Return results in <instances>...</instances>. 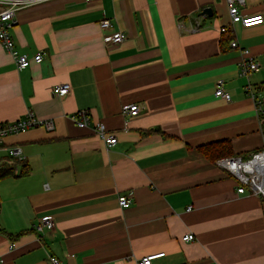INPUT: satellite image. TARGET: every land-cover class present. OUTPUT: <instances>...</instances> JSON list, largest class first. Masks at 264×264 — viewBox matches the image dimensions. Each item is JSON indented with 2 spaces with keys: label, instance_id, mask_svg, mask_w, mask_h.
Masks as SVG:
<instances>
[{
  "label": "crops",
  "instance_id": "1",
  "mask_svg": "<svg viewBox=\"0 0 264 264\" xmlns=\"http://www.w3.org/2000/svg\"><path fill=\"white\" fill-rule=\"evenodd\" d=\"M243 1L239 14H260L262 25L232 27L225 0H49L17 13L16 51L42 62L17 70L0 46V122L30 112L54 128L4 140L23 160L0 181V264H137L161 253L151 264H264V200L237 194L197 150L224 140L233 157L264 149V0ZM102 18L111 29L99 28ZM113 32L123 42L106 45ZM248 58L259 66L249 82L261 111L238 72ZM218 81L228 102L214 96ZM60 84L70 87L64 97L52 93ZM132 104L138 115L124 117ZM80 110L89 128L74 124ZM14 162L0 150V164ZM120 195L129 207L119 208ZM44 216L54 228L37 235Z\"/></svg>",
  "mask_w": 264,
  "mask_h": 264
},
{
  "label": "built area",
  "instance_id": "2",
  "mask_svg": "<svg viewBox=\"0 0 264 264\" xmlns=\"http://www.w3.org/2000/svg\"><path fill=\"white\" fill-rule=\"evenodd\" d=\"M49 0H0V46L11 55L13 62L17 70H24L30 66L31 63L40 64L42 62V54L38 53L33 58L29 59L26 56L20 55L14 46V42L10 35V30L15 24V18L17 13L27 7L46 2ZM86 2H92L94 0H85ZM228 6V15L230 18V24L232 27L240 25L242 28H251L260 26L263 24L262 15H248L241 16L237 9L238 5L243 4V0H225ZM99 28L101 30L111 29V23L109 19L102 18L99 21ZM182 29V26L179 25ZM227 28L221 29V33H226ZM103 42L106 45L120 44L124 40V36L121 32H113L111 34L103 35ZM231 48H238V43L235 39L230 41ZM243 55H247L246 50H241ZM259 66L250 58L244 59L239 64V76L245 78L247 83L245 85L246 95L254 100L258 111H261V101L256 98L253 87L249 82V77L258 72ZM223 82L218 81L215 87L214 96L222 99L226 102L230 100V95L224 91ZM70 91L68 84H60L54 86L52 93L56 97H64ZM140 109L136 104L126 105L122 107V114L127 118H134L138 115ZM74 124L80 129L89 128L90 116L87 110H80L72 116ZM43 128L47 131H51L54 128L52 121L50 120H38L30 112L22 119L13 122H0V150H3L7 154V158L13 161H22L21 151L18 148H4L3 143L5 138L10 135L23 133L31 128ZM93 131L96 136L101 140L104 146L109 149L113 147L117 140L114 134L106 131L103 125L96 124L93 127ZM215 166L226 171L230 176L234 178L237 183V194H248L260 197L264 200V149L250 154L247 158L231 157L221 158L215 162ZM17 174L16 170L15 173ZM131 199L126 195H120L117 198L119 208L124 209L130 206ZM189 207L187 210L189 211ZM54 228V221L50 216H44L38 219L32 226V230L37 235H40L44 230L52 231ZM194 236L192 234L184 235L182 242L193 241ZM13 249V245L9 246V250ZM163 253L157 255H151L142 258L137 264H151L154 259L163 257ZM50 264H60L57 258L49 257Z\"/></svg>",
  "mask_w": 264,
  "mask_h": 264
},
{
  "label": "trees",
  "instance_id": "3",
  "mask_svg": "<svg viewBox=\"0 0 264 264\" xmlns=\"http://www.w3.org/2000/svg\"><path fill=\"white\" fill-rule=\"evenodd\" d=\"M231 41V39H228ZM230 43V42H229ZM197 150L205 157L209 158L211 161L216 162L221 158L233 157V153L230 147L229 141H218L203 145L197 148ZM261 151V150H260ZM247 158V157H246ZM18 165V162H14L10 165L0 164V181L15 175V167ZM26 172L24 168L19 175H23Z\"/></svg>",
  "mask_w": 264,
  "mask_h": 264
},
{
  "label": "water",
  "instance_id": "4",
  "mask_svg": "<svg viewBox=\"0 0 264 264\" xmlns=\"http://www.w3.org/2000/svg\"><path fill=\"white\" fill-rule=\"evenodd\" d=\"M201 15L202 16H206V17H210V16H212V12H211V10L209 8H207V9H204L202 11V14Z\"/></svg>",
  "mask_w": 264,
  "mask_h": 264
}]
</instances>
